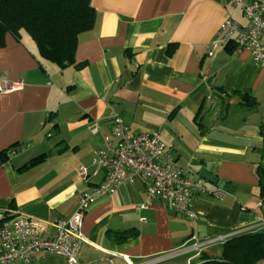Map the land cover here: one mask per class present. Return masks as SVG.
<instances>
[{"label": "crops", "instance_id": "1", "mask_svg": "<svg viewBox=\"0 0 264 264\" xmlns=\"http://www.w3.org/2000/svg\"><path fill=\"white\" fill-rule=\"evenodd\" d=\"M92 5L95 23L80 35L71 65L41 61L26 33L20 40L6 33L0 47V79L24 81L23 89L0 92V152L13 145L16 151L0 161V228L8 208L48 220L74 213L81 193L94 186L80 179L78 168L93 170L117 118L133 132L158 133L191 178L226 193H199L196 221L162 199L149 200L143 179L102 193L84 214L82 264H126L119 254L135 262L193 264L201 254L190 248L193 236L261 226L256 170L264 165V65L228 45L209 55L224 19L246 22L242 8L231 0ZM244 94L257 104L247 105ZM209 96L218 103L214 112L208 111ZM44 153H50L44 162L20 170ZM130 229L136 235L128 239L113 235Z\"/></svg>", "mask_w": 264, "mask_h": 264}, {"label": "built area", "instance_id": "2", "mask_svg": "<svg viewBox=\"0 0 264 264\" xmlns=\"http://www.w3.org/2000/svg\"><path fill=\"white\" fill-rule=\"evenodd\" d=\"M243 10L246 22L240 24L226 18L220 25L219 37L209 45V55L221 46L234 44L239 52L249 51L260 65H264V0H231ZM24 81L0 79V92L23 89ZM215 96L208 98V111L217 110ZM93 132L100 130L98 122L93 124ZM9 151V156L15 154ZM93 170L80 165V179L93 183V188L79 197L76 210L70 216L54 220L43 219L28 213L8 208L1 218L0 264H34L37 255L61 256L68 264H82L78 255L82 244L87 241L82 231L84 214L96 203L102 193L113 194L121 185L133 183L137 179L147 182L148 199H162L190 221L198 219L195 201L199 193H209L221 198L223 189H209L200 179H193L188 171L177 165L166 150L160 135L152 131L133 132L121 119H115L111 134L103 136L102 147L92 160ZM143 208L147 204L142 205ZM264 228H245L218 234L200 240L193 236L190 248L199 252L216 244L224 243L231 236ZM109 252V251H107ZM116 254V253H113ZM126 264H150L153 261L135 262L129 256L119 254ZM187 264H192L188 262Z\"/></svg>", "mask_w": 264, "mask_h": 264}, {"label": "trees", "instance_id": "3", "mask_svg": "<svg viewBox=\"0 0 264 264\" xmlns=\"http://www.w3.org/2000/svg\"><path fill=\"white\" fill-rule=\"evenodd\" d=\"M95 20L92 0H0V47L5 45L6 33L19 40L26 33L35 45L36 57L65 67L75 63L80 35L91 29ZM228 47L236 48L232 43ZM243 99L247 105L257 104L249 94H244ZM227 107L226 104L224 111ZM14 146L0 152V161L9 159V151ZM49 155L44 153L32 158L20 170L44 162ZM256 172L264 200V165L258 166ZM113 235L124 240L135 236L136 230L117 231ZM193 264H264V228L231 236L220 244L218 253L203 251Z\"/></svg>", "mask_w": 264, "mask_h": 264}, {"label": "rangeland", "instance_id": "4", "mask_svg": "<svg viewBox=\"0 0 264 264\" xmlns=\"http://www.w3.org/2000/svg\"><path fill=\"white\" fill-rule=\"evenodd\" d=\"M28 35V34H27ZM149 129L148 127L146 128ZM211 249L213 252L218 253L220 251V244L213 245L212 247L208 248ZM38 264H64V260L58 256H41L39 257Z\"/></svg>", "mask_w": 264, "mask_h": 264}]
</instances>
